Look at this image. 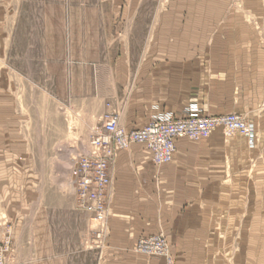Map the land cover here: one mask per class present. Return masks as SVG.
Masks as SVG:
<instances>
[{
    "label": "rangeland",
    "instance_id": "374dc122",
    "mask_svg": "<svg viewBox=\"0 0 264 264\" xmlns=\"http://www.w3.org/2000/svg\"><path fill=\"white\" fill-rule=\"evenodd\" d=\"M113 2L26 0L19 33L0 35V252L4 264H113V260H105L112 210V167L119 153H131L133 146L140 144L117 152L113 158L105 226L98 224L93 213L80 208L71 183L74 162L68 174L61 165L66 155L64 148L75 151L71 156L74 161L89 151L94 134L111 116L120 122L139 87L143 70L156 69L142 64L159 59L174 62L175 51L159 50V29L154 24L162 16L159 12H175L182 0H145L133 27L126 28V21L120 20L117 28L113 19L107 18L109 24L102 28L98 25V11H116ZM255 2L259 7H255ZM15 5L12 4L13 9ZM215 5L216 12H223L222 18V14L215 16L216 28L241 18L255 30L257 44L264 46V0H216ZM43 10L48 18L40 17ZM168 14L181 24L167 28L165 38L171 45L177 43L176 38L183 39V25H187L189 16L183 13L179 20L177 13ZM118 61L126 65L128 76L125 84H114L118 96L111 94V83L78 81L84 65L94 66L97 62L98 70H103V78H107L110 67L106 65H117ZM73 71H77L74 83L70 80ZM210 84L213 85L209 80L183 81L177 87L182 88L189 101L192 90H199L195 94H208L204 89ZM175 85L168 83V87ZM96 86L101 92L98 96L94 94ZM88 90L91 94H87ZM189 102L180 116L175 115L176 119L184 118L195 106L205 118L238 115L251 125L256 142L250 145L246 139L247 150L242 149L241 135L228 137L222 128L208 139H181L193 148L180 152L176 147L171 163L181 153L202 154L205 144L216 135L222 146L231 147L234 158L231 162L224 158L225 173L216 179L214 196L198 195L190 203L192 210L189 206L181 210L175 230L161 229L140 237L132 252L136 258L158 259L165 264L161 256L138 251L142 239L159 235L165 238L174 264H264V161L259 158L260 149L255 151L262 139L251 121L264 112V105L251 112L212 115L206 113V104L202 105L198 98ZM151 160L153 163V155ZM163 166L154 164L159 188ZM191 224L194 228L197 225L193 233ZM182 225L189 227L187 234L180 231ZM102 230L105 235L100 239Z\"/></svg>",
    "mask_w": 264,
    "mask_h": 264
},
{
    "label": "crops",
    "instance_id": "0c3cea01",
    "mask_svg": "<svg viewBox=\"0 0 264 264\" xmlns=\"http://www.w3.org/2000/svg\"><path fill=\"white\" fill-rule=\"evenodd\" d=\"M25 1L0 0V35L19 33ZM144 1L114 0L113 7L117 8L116 11H98V25L102 28L107 26L108 18L113 19L117 28L120 20L126 21V28L133 27ZM215 1L182 0L180 7L176 6L179 8L175 12L158 13L162 16L157 17V23L154 25L159 29V50L175 51L176 58L171 64L166 63L165 59L155 62L149 60L142 64L143 67L155 66L156 69L143 70L139 87L133 94L128 109L121 114L120 123L127 132L144 128L159 114L171 112L177 117L180 116L194 97L198 98L202 105L205 103L208 110L206 113L212 115L245 113L248 110L251 112L264 105V46L257 44L255 30L241 18L236 17V21L216 28L215 16L222 14L219 17L222 18L223 12L215 11ZM14 3H17V7L13 9ZM256 3L255 7H259ZM168 13H177L176 18L179 20L183 13L189 16L187 25H183V39L176 38L177 43L171 45L167 44L165 38L167 28L170 24H174V27L181 24L178 20L171 19L173 17ZM39 15L42 18L49 16L45 10L40 11ZM31 28L34 29V26ZM179 59L184 62H179ZM117 63L106 65L110 67L107 78H103L104 71L98 70L97 62L94 66L84 65L79 71L78 81L111 83L114 89L111 94L118 96L117 86L114 84H125L128 76L126 65L120 61ZM168 66L171 69H168ZM76 73L77 71H73L70 77L73 83L77 81ZM203 76L211 78L203 79ZM201 80H209V83L213 84L204 89L208 94H195L199 90H192L194 94H191L190 100L187 101V95L182 94V88L177 87V83H197ZM168 83L176 85L172 88L168 87ZM100 93L96 86L94 94L98 96ZM87 94H91V90H88ZM170 99H175V102ZM251 121L262 139L255 151L260 149L262 154L258 155L264 161V112ZM239 137L242 149L247 150L246 138ZM219 138L220 136L216 135L205 144L206 149L202 154L181 153L173 163L163 166L161 188L155 181L156 170L151 160V151L143 150L144 147L138 145L133 146L131 153H119L112 167V210L108 219L106 261L113 260V264H135L138 260V264H162L158 259L136 258L132 251L140 237L158 233L161 229L168 232L173 227L175 230V220L181 216V210L187 206L192 210L193 204L190 203H194L193 199H198V195L214 196L216 179L219 180L225 173L224 158L230 162L234 158V151L230 146H222ZM175 145L180 152H183L184 148H193L187 144V140H176ZM184 226L182 225L180 231L187 234L189 227ZM196 226L194 228L190 225L191 233Z\"/></svg>",
    "mask_w": 264,
    "mask_h": 264
},
{
    "label": "built area",
    "instance_id": "2783aa9c",
    "mask_svg": "<svg viewBox=\"0 0 264 264\" xmlns=\"http://www.w3.org/2000/svg\"><path fill=\"white\" fill-rule=\"evenodd\" d=\"M119 123L118 117L111 116L103 128L94 134L89 151L74 160L71 170V183L80 208L93 213L102 226H105L107 220L105 200L111 184L110 168L117 152L127 150L133 144L144 145L152 152L153 163L160 167L173 161L176 140L208 139L218 128L224 129L228 137L239 134L250 145L256 142L251 125L241 116L205 118L200 115L196 106L190 108L185 117L180 119H176L171 112L159 114L140 131L127 132ZM103 235L104 230L98 237L102 239ZM138 251L150 256H161L165 264H174L163 236L142 239ZM3 257L0 252V264H4Z\"/></svg>",
    "mask_w": 264,
    "mask_h": 264
},
{
    "label": "bare ground",
    "instance_id": "6f19581e",
    "mask_svg": "<svg viewBox=\"0 0 264 264\" xmlns=\"http://www.w3.org/2000/svg\"><path fill=\"white\" fill-rule=\"evenodd\" d=\"M82 149V148H81ZM85 149V148H84ZM63 151V150H62ZM85 151V150H84ZM66 152V155L64 154V156H65V158H64V160H63V162H62V166H63V168H64V172L66 173V174H68V173H70V168H71V165L73 164V159H72V155L74 156V152L75 151H73L72 152V149L70 150V148L68 149V147L65 149L64 148V153ZM65 174V175H66Z\"/></svg>",
    "mask_w": 264,
    "mask_h": 264
}]
</instances>
